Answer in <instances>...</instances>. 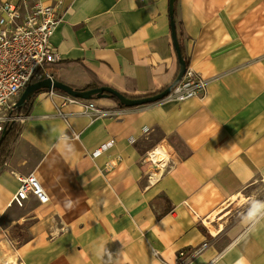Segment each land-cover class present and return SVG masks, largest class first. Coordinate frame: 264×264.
I'll return each mask as SVG.
<instances>
[{"label":"crops","instance_id":"obj_1","mask_svg":"<svg viewBox=\"0 0 264 264\" xmlns=\"http://www.w3.org/2000/svg\"><path fill=\"white\" fill-rule=\"evenodd\" d=\"M40 1L63 13L51 45L71 63L57 71L64 84L96 80L137 99L176 80L170 0ZM176 2L178 39L205 95L134 108L106 97L92 101L97 114L62 92L39 94L0 168V264H177L181 251L189 264H264V222L244 225L248 203L238 206L264 198V0ZM156 148L168 168L149 183ZM29 175L47 204L12 203ZM213 217L224 220L216 236Z\"/></svg>","mask_w":264,"mask_h":264},{"label":"built area","instance_id":"obj_2","mask_svg":"<svg viewBox=\"0 0 264 264\" xmlns=\"http://www.w3.org/2000/svg\"><path fill=\"white\" fill-rule=\"evenodd\" d=\"M62 21L60 5L52 6L40 0H19L17 3L7 0L0 5V135L7 124L24 123L26 117L16 116V111L26 88L47 78L53 79L46 66L59 62V57L51 45V38ZM207 89L208 81L188 67L181 83L165 101L185 102L205 95ZM66 100L82 105L87 112L100 113L92 101L70 97ZM113 144L114 141H111L93 156H100ZM158 150L156 148L148 155L154 169L147 178L149 183L157 182L168 168V156L159 161L153 159L152 155ZM19 183L13 204L23 207L30 197H34L42 205L48 203L49 198L34 175L19 179ZM190 259L187 252L181 251L177 256V264H189Z\"/></svg>","mask_w":264,"mask_h":264},{"label":"water","instance_id":"obj_3","mask_svg":"<svg viewBox=\"0 0 264 264\" xmlns=\"http://www.w3.org/2000/svg\"><path fill=\"white\" fill-rule=\"evenodd\" d=\"M176 1L177 0H170L169 11H170V16H171L173 45L178 55L180 70H179V74L176 80L174 81V83L170 87H168L164 92H160V93H157L156 95H151L148 97L133 99L111 88L81 90V89H75L74 87L66 85L63 82H59L55 80L54 78L53 79L47 78L38 83L29 85L24 91V93L22 94V96L20 97V100L17 106L21 107L25 105L35 96L36 92L41 91V90H47L50 92L59 91V92L66 94L70 98L81 100V101H93L95 100V98L102 99L106 97H115L119 100L120 104L126 108L140 107V106L150 105V104L164 101L170 95V93L181 83L183 77L185 76L187 72V68H188L186 61L182 56L181 48H180V45L177 39L176 30H175L174 14H175ZM1 142L2 140H0V146H1Z\"/></svg>","mask_w":264,"mask_h":264},{"label":"trees","instance_id":"obj_4","mask_svg":"<svg viewBox=\"0 0 264 264\" xmlns=\"http://www.w3.org/2000/svg\"><path fill=\"white\" fill-rule=\"evenodd\" d=\"M176 6H177V2L175 4V14H174L175 30H176V34H177ZM178 24L182 28L181 22H179ZM177 39H178V35H177ZM178 42H179V45L181 48L182 56L185 59L187 66L189 67V65H190L189 58L186 56L185 51H184V47H183V45L179 39H178ZM69 64H71V63L70 62H61V61L56 62V63H50L46 66V70L55 80L61 82V80L59 79V77L57 75V71L63 67L68 66ZM98 88H109V87L99 83L96 80H93V82L87 88H85L83 90H92V89H98ZM75 89H77V88H75ZM165 90H163L162 92H164ZM44 92H49V91L41 90V91L36 92L35 96L29 102H27L25 105H23L21 107H18L17 111H16V116L28 117L29 113H30L31 106H32L35 98L39 94L44 93ZM154 95H156V94H154ZM148 96H151V95H148ZM148 96H144V97H148ZM109 98L115 100L119 104L120 107L126 108L120 104V102L117 98H115V97H109ZM139 98H143V97H139ZM95 100H97V99L95 98ZM22 131H23V123H10V124H7L5 126V129H4L3 133H1V136H0V140H2L1 146H0V168L4 167L10 161V159L13 155L15 146L17 145V142L19 141V139L21 137Z\"/></svg>","mask_w":264,"mask_h":264},{"label":"clouds","instance_id":"obj_5","mask_svg":"<svg viewBox=\"0 0 264 264\" xmlns=\"http://www.w3.org/2000/svg\"><path fill=\"white\" fill-rule=\"evenodd\" d=\"M241 222L249 227H252L255 230L256 226L262 225L264 222V200L251 199L248 202L247 210L241 214ZM95 254L97 257L103 259L106 254V250L103 244L98 245L95 249ZM109 258H111L110 252ZM237 264H241L240 261H237Z\"/></svg>","mask_w":264,"mask_h":264},{"label":"bare ground","instance_id":"obj_6","mask_svg":"<svg viewBox=\"0 0 264 264\" xmlns=\"http://www.w3.org/2000/svg\"><path fill=\"white\" fill-rule=\"evenodd\" d=\"M152 157H153L154 160L159 161V160L166 159L167 155L165 154L164 151H162V149H159L155 154L152 155ZM241 199H242V201L238 205L239 207L244 206L246 203H248L250 201L249 198H245V197H242ZM205 224L209 228V230L211 231V233L213 235L216 236V235H219L221 233V231H216V229L213 228L211 226V224H209L208 221H205ZM4 264H16V263L11 261V262H7V263H4Z\"/></svg>","mask_w":264,"mask_h":264},{"label":"rangeland","instance_id":"obj_7","mask_svg":"<svg viewBox=\"0 0 264 264\" xmlns=\"http://www.w3.org/2000/svg\"><path fill=\"white\" fill-rule=\"evenodd\" d=\"M18 2V1H17ZM190 67V66H189ZM251 200V199H250ZM262 200H264V198L262 199ZM226 218L227 217V214H225V215H223V218ZM215 218L213 217V218H211V219H209L208 220V222H209V224H211V226L213 227V228H215L216 229V231H222L223 229H224V220L223 219H220V221H219V224H216L215 223ZM207 229H208V231H209V233H211V231L209 230V228L207 227ZM207 245V244H206Z\"/></svg>","mask_w":264,"mask_h":264}]
</instances>
